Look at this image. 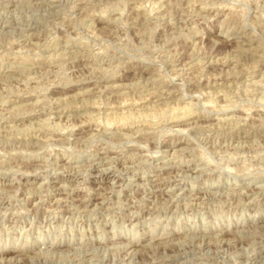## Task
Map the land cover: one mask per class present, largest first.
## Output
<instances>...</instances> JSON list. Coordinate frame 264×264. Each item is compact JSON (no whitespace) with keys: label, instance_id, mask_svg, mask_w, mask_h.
<instances>
[{"label":"clouds","instance_id":"1","mask_svg":"<svg viewBox=\"0 0 264 264\" xmlns=\"http://www.w3.org/2000/svg\"><path fill=\"white\" fill-rule=\"evenodd\" d=\"M12 4L0 0V13ZM23 7L16 27L0 30V178L10 177L0 183V250L16 252L11 264L178 257L199 232L172 224L166 209L224 183L229 202L257 216L264 182L242 181L264 180V0ZM61 204L75 222L23 226L33 210L58 216ZM107 210L125 214L123 227ZM262 229L254 220L235 237L251 248Z\"/></svg>","mask_w":264,"mask_h":264},{"label":"rangeland","instance_id":"2","mask_svg":"<svg viewBox=\"0 0 264 264\" xmlns=\"http://www.w3.org/2000/svg\"><path fill=\"white\" fill-rule=\"evenodd\" d=\"M24 2L25 0H13L12 7L15 11L9 14L0 13V30L8 31L9 28H15L24 17ZM17 5H20L17 8ZM19 18V19H18ZM35 23V20L33 21ZM19 73H11L10 76H17ZM12 84H17L18 81L12 80ZM3 85L0 84V89ZM23 99V98H21ZM10 105L9 107H11ZM3 127V125H0ZM4 139V135L0 134V141ZM210 163L215 164V161L209 160ZM66 163V161H61ZM8 178H0V183H7ZM264 180H252L251 178L242 181V184L247 187L252 185L253 187L257 183H262ZM227 184L224 183L219 187L206 189L204 192H197L192 198L185 199L184 201L177 200L176 204H173L171 208L166 209L172 215L169 217L172 224L182 223L185 233L192 231V225L194 224L198 229L199 235L193 237L195 241L192 244L187 245L183 249V254L169 258L171 255V249L165 251L160 250L157 260V264H264V239H260L251 248H246L244 242L235 237L236 229L241 225L252 226L253 221L256 220L257 226L264 225V204L259 206V212L256 217L252 216L253 208L251 207H234L229 202L227 195ZM23 194V193H21ZM187 195V193L185 194ZM128 193H124V198L127 199ZM116 197H114V200ZM98 202V201H97ZM79 207H84L76 202ZM32 207V204H29ZM56 206L53 205V208ZM73 206H65L61 204L59 206V215L55 216L52 213L45 217V209H41L39 212L33 210L31 216L24 222V227L35 228L38 225H57L59 226L64 222V218L73 217L75 222L74 213L70 209ZM106 211L105 209L101 210ZM111 215V223L115 226L118 224L123 227V223L120 222L124 218V213L119 215L115 214L113 210H107ZM31 220V224L28 220ZM102 220H106V217H101ZM97 220H91L88 218L85 222V226L89 224H96ZM2 221H0V227H3ZM7 223H11V217ZM111 224L102 223L101 227L106 231L110 230ZM143 228V224H141ZM204 229H207L208 235H204ZM264 231V229H262ZM94 234V233H89ZM17 235H19L17 233ZM240 235H247L241 233ZM211 238V240H210ZM202 243V247L198 248L197 245ZM203 254V256H202ZM16 256V252L10 247L5 246L0 250V264H11L13 258ZM206 258V259H205ZM146 257L138 255L128 256L123 264H138Z\"/></svg>","mask_w":264,"mask_h":264}]
</instances>
